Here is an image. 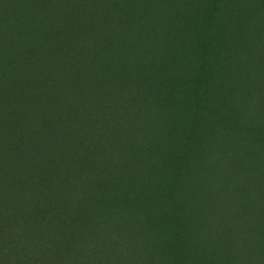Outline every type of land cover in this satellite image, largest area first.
Returning <instances> with one entry per match:
<instances>
[{"label":"trees","instance_id":"1","mask_svg":"<svg viewBox=\"0 0 264 264\" xmlns=\"http://www.w3.org/2000/svg\"><path fill=\"white\" fill-rule=\"evenodd\" d=\"M238 1L0 0V264H264V0L234 35Z\"/></svg>","mask_w":264,"mask_h":264},{"label":"rangeland","instance_id":"2","mask_svg":"<svg viewBox=\"0 0 264 264\" xmlns=\"http://www.w3.org/2000/svg\"><path fill=\"white\" fill-rule=\"evenodd\" d=\"M230 1V3L233 5V6H236L237 5V0H229ZM249 5H250V3L249 2H247V1H245V0H241L240 2L238 1V6H239V9H237L236 7H235V10H236V14H237V16H236V19H235V26L232 28V30L231 31H233V33H234V35L236 34V29H238V28H241L242 26H243V24H244V21H245V19H246V15H247V13H248V11H249ZM196 6H194V8H195ZM233 15H234V13H233ZM194 16H195V14H194ZM234 16V17H235ZM227 17H228V15H226L225 17H224V19L225 20H228L227 19ZM237 21V22H236ZM182 73V72H181ZM162 249V248H161Z\"/></svg>","mask_w":264,"mask_h":264}]
</instances>
